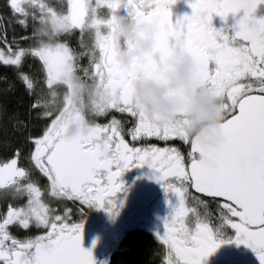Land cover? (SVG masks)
<instances>
[{
  "label": "snow or ice",
  "instance_id": "1",
  "mask_svg": "<svg viewBox=\"0 0 264 264\" xmlns=\"http://www.w3.org/2000/svg\"><path fill=\"white\" fill-rule=\"evenodd\" d=\"M176 3L67 0L64 13L42 0H9L19 24L27 26L29 17L38 24L53 22L59 34L55 43L43 44L34 27L24 38L32 41L28 48H14L6 30L0 35V63L17 69L31 97L30 114L50 121L42 135L27 137L32 145L28 166H22L19 148L0 162V195L24 200L20 206L9 204L0 217V264H96L93 253L83 247L84 223L70 222L73 210L58 211L50 201H71L81 214L95 207L116 215L114 198L124 190L121 177L145 166L156 174L165 193L177 198L175 206L169 201L172 212L164 233L157 234L165 247L164 264H204L223 243L247 246L264 264V18L256 16L264 0H190L191 15L173 22ZM122 16L138 26L158 28L154 50L131 67L116 59L115 34ZM230 16L239 17L235 25H227ZM214 17L224 22L220 29L213 26ZM76 29L81 34L87 30L92 39L79 51L68 39ZM185 53L196 59L205 91L225 110L222 141L216 147H205L189 136L186 113L174 123L161 124L134 101L135 80L145 76L163 83L168 57ZM29 56L41 64L39 80L22 71ZM82 59L87 64H81ZM72 76L95 84L111 99L84 113L87 133L69 139L60 120L68 107L67 81ZM110 112L129 117L131 127L125 129L127 121L116 116L104 124L96 122ZM15 123L24 127L22 121ZM125 136L137 143L130 144ZM152 139L165 146L152 144ZM176 140L188 147L186 154L169 143ZM34 174L46 181L45 186ZM14 225L45 231L20 240L10 232ZM224 229L233 230L234 238L218 240Z\"/></svg>",
  "mask_w": 264,
  "mask_h": 264
},
{
  "label": "flooded vegetation",
  "instance_id": "2",
  "mask_svg": "<svg viewBox=\"0 0 264 264\" xmlns=\"http://www.w3.org/2000/svg\"><path fill=\"white\" fill-rule=\"evenodd\" d=\"M65 1L67 3V0ZM189 2L190 0H177V3L172 8L173 22L186 14L191 15L192 10L189 7ZM59 3L55 4L56 9L66 13L67 7L64 8L63 5ZM100 12L104 14L106 10L101 9ZM121 14H123V10H121ZM240 15H242V13ZM256 16L257 18H264V5L258 8ZM238 18V16H230L226 22L227 25H235ZM43 25L45 28L41 29V33L44 39L40 38L39 41L43 44L55 43L59 34L58 25L53 22L47 25V27L45 24ZM223 25L224 22L221 21L219 17H214V27L220 29ZM74 31L75 30H73L68 37L70 45L74 50L79 51L80 47L77 49L76 45L72 44V37L77 39L76 41L79 46L82 44H91V35L87 30L81 34L80 30L76 29L77 33L75 35L73 34ZM138 36L141 39L148 38V34L142 29H138ZM61 39H64V37ZM115 39L118 45V55L116 59L117 62L123 66L131 67L145 56L133 57L131 63L127 65L121 63L119 59L121 50H127L128 53H132L135 50V43L125 38L118 37L117 31ZM122 42H127L130 46L124 47L122 46ZM80 63L87 64V59L80 60ZM139 79H143L146 82L154 81V79L145 76H141L137 80ZM74 80L75 82L69 85V90L67 92V110L62 114L60 120L63 133L69 139H74L87 133L89 122L83 120L82 117L84 113L91 111V108L86 104V101L92 96L91 90L94 87L99 88L93 83L81 80L78 76H74ZM137 80L134 81V90ZM85 93H87V95H85ZM92 103H95V101L93 100ZM112 116H116V118L120 119L122 122L127 121L124 123L125 129L131 127V119L126 115H121L116 112H110L104 117H97L96 122L101 124L107 123ZM48 123H50L49 120L41 119L39 129L30 136L42 135ZM125 139L130 144L137 143L131 141L128 136H125ZM145 142L146 141H140L139 144ZM150 142L161 147L165 146L164 142L160 140L152 139ZM169 143L175 144V146L185 154L188 151V147L179 140L170 141ZM31 150L32 145L30 143L25 151L21 150L23 157L21 161L22 166H28V156ZM11 157L12 155L8 157V159ZM155 175L153 170L147 166L132 168L123 174L121 181L124 185V190L118 193L114 198L116 211L118 213L116 215H110L105 209H97L95 207L87 208V210L81 214L78 210L79 206L71 201H50V203L52 206L56 207L58 211L65 207L71 208L73 211L70 222H83V231L89 228H96L100 231L96 264H125V259H130L133 251L139 252L142 244L148 247L150 252L149 257L144 259H135L133 257L130 264H164L165 247L158 241L157 234L164 233V223L172 212L169 201H171L172 206H175L177 198L172 193H165L161 183L157 182ZM34 176L39 179V183L42 187L45 186L46 181L42 177H39L38 174H34ZM3 202L5 203V201ZM5 204H7V206L9 205L8 202ZM5 214L0 215V217ZM34 228L36 227L32 226L29 229H23L14 225L10 229H15L16 231L10 232L17 239L21 240L24 237L28 238V235L34 237L42 235L45 231L43 228L41 230L32 231ZM233 238L234 232L231 229H224L217 234V239L221 241H228ZM204 264H259V260L256 254L243 244L237 246L235 243H223L215 254L204 261Z\"/></svg>",
  "mask_w": 264,
  "mask_h": 264
},
{
  "label": "clouds",
  "instance_id": "3",
  "mask_svg": "<svg viewBox=\"0 0 264 264\" xmlns=\"http://www.w3.org/2000/svg\"><path fill=\"white\" fill-rule=\"evenodd\" d=\"M138 29L148 34L147 39L138 36ZM158 28L155 24L137 25L127 16L117 22V36L135 43V50L128 53L121 50V63L130 64L133 57H142L152 51ZM165 83L135 82L134 101L150 119L159 118V123H174L180 119V113H186V130L190 137L205 147H216L222 141L220 125L225 117L221 102L205 91L199 76V66L190 54H174L168 57ZM92 96L86 104L94 110L95 104L108 101L111 97L103 89L94 87ZM87 95V93H85ZM95 103H92V101Z\"/></svg>",
  "mask_w": 264,
  "mask_h": 264
},
{
  "label": "trees",
  "instance_id": "4",
  "mask_svg": "<svg viewBox=\"0 0 264 264\" xmlns=\"http://www.w3.org/2000/svg\"><path fill=\"white\" fill-rule=\"evenodd\" d=\"M34 27H36L38 39H44L35 21H31L29 17L27 26L19 24L17 18L11 13L9 3L6 0H0V35L6 30L7 39L14 48L31 46L32 41L24 38L31 36ZM76 33L75 30L74 35ZM71 40L78 49L80 46L77 39L73 37ZM22 71L31 74L24 64ZM30 101L31 97L19 79L17 69L0 63V107L3 108V114L0 115V161H6L17 148L25 151L29 146L27 137L39 129L41 119L37 118L35 113L30 114ZM16 120L22 121L24 127H16ZM10 231L16 230L10 229ZM149 255L148 247L142 244L139 252L133 251L130 259H125L124 262L130 264L133 257L144 259Z\"/></svg>",
  "mask_w": 264,
  "mask_h": 264
},
{
  "label": "rangeland",
  "instance_id": "5",
  "mask_svg": "<svg viewBox=\"0 0 264 264\" xmlns=\"http://www.w3.org/2000/svg\"><path fill=\"white\" fill-rule=\"evenodd\" d=\"M6 1H7V3H9V0H6ZM42 2L46 3L50 7H53L54 10H56L57 12H60V11L56 9V5H55L56 3L60 2L63 5L64 8L67 7V3H66L65 0H42ZM50 23H52V22H49L47 24L49 25ZM0 48H3V45L1 43H0ZM24 48H28V47H24ZM23 64L25 65L26 69L29 70L31 75L36 80L40 79L42 73H41V64L39 63L38 59L29 56V57L25 58ZM73 82H75L74 76L70 77L68 79V81H67V83L69 85L73 84ZM0 162H2V161H0ZM3 201H5V203L8 202V204H12V205L15 204L13 206H20V205H22L24 203L23 199H13V198H10V197H5V196L0 195V215L5 214L7 212V209H8L7 204H5ZM17 204H19V205H17ZM2 211H3V213H2ZM41 229L42 228H37V227L35 228V230H41ZM27 237L28 238L24 237L21 240L34 238V236H31V235H28Z\"/></svg>",
  "mask_w": 264,
  "mask_h": 264
},
{
  "label": "water",
  "instance_id": "6",
  "mask_svg": "<svg viewBox=\"0 0 264 264\" xmlns=\"http://www.w3.org/2000/svg\"><path fill=\"white\" fill-rule=\"evenodd\" d=\"M155 46H156V36H155V44H154L152 51L154 50ZM152 51H150V52H152ZM168 69H169V67H168ZM169 71H171V69H169ZM154 81H156L157 83H161L155 79H154ZM165 82H166V80L163 83H165ZM99 232L100 231L96 228H89V229L83 231V247L85 248V250H89L93 253L95 261L97 260L99 240H100ZM94 242H95V247H93Z\"/></svg>",
  "mask_w": 264,
  "mask_h": 264
},
{
  "label": "bare ground",
  "instance_id": "7",
  "mask_svg": "<svg viewBox=\"0 0 264 264\" xmlns=\"http://www.w3.org/2000/svg\"><path fill=\"white\" fill-rule=\"evenodd\" d=\"M66 11V10H65ZM49 31V30H48ZM20 34V33H19ZM50 34V33H49ZM74 34V33H73ZM63 37V36H62ZM73 38V37H72ZM84 39V38H83ZM82 40V39H81ZM75 41V40H74ZM88 83V82H87Z\"/></svg>",
  "mask_w": 264,
  "mask_h": 264
}]
</instances>
